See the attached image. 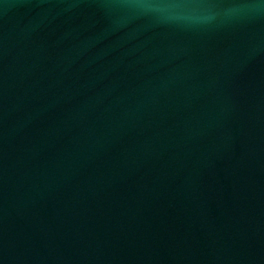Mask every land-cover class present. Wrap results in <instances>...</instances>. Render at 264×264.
<instances>
[{"label":"water","instance_id":"95a60500","mask_svg":"<svg viewBox=\"0 0 264 264\" xmlns=\"http://www.w3.org/2000/svg\"><path fill=\"white\" fill-rule=\"evenodd\" d=\"M0 264H264V0H0Z\"/></svg>","mask_w":264,"mask_h":264}]
</instances>
